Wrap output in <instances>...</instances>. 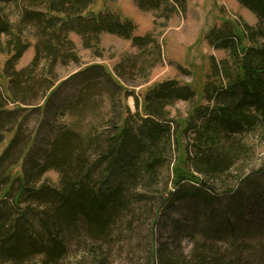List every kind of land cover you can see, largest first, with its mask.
<instances>
[{
	"label": "trees",
	"instance_id": "16d2710c",
	"mask_svg": "<svg viewBox=\"0 0 264 264\" xmlns=\"http://www.w3.org/2000/svg\"><path fill=\"white\" fill-rule=\"evenodd\" d=\"M135 1L140 9H160L167 16L183 6V0ZM239 1L256 15V25H244L243 36L218 30L214 47L227 50L231 61L213 57L215 79L209 78L202 95L208 104L194 106L174 127L166 107L193 99L189 84L158 82L142 105L136 98L131 112L123 102L128 90L103 64L85 66L63 80L54 75L58 63L79 62L71 32L90 47L102 33L130 38L129 23L89 11L94 0H0V55L6 56L1 76L7 80L0 83V264H110L109 254L146 221L157 226L196 198L209 205L218 197L216 185L226 183L243 160L241 136L264 134V0ZM32 41V62L17 69ZM151 42L150 35L133 39L138 47ZM93 76L107 78L113 101L114 88L123 92L108 131L87 137L64 123L52 124L57 111L76 107V98L57 102L65 90L78 80V97L86 96ZM39 110L37 128L26 131L28 111ZM44 130L50 135L44 137ZM173 147L182 151L173 162L171 189L168 180L161 189ZM49 171L59 174L58 185L44 180ZM250 178L244 176L243 183ZM188 182L196 183L190 193ZM255 194L249 206L242 196L223 213L205 211L195 223L208 242L194 238L189 256L154 250L156 264H264V215L259 214L264 191ZM174 234L180 248L182 236L177 229Z\"/></svg>",
	"mask_w": 264,
	"mask_h": 264
},
{
	"label": "rangeland",
	"instance_id": "374dc122",
	"mask_svg": "<svg viewBox=\"0 0 264 264\" xmlns=\"http://www.w3.org/2000/svg\"><path fill=\"white\" fill-rule=\"evenodd\" d=\"M169 1L172 2V0ZM164 7L165 5L161 6L162 9H165ZM89 11L95 13L102 11L116 16L121 23H129L131 37L122 38L115 34L102 33L96 46L86 47L84 37L71 32L69 37L74 41V52L79 62L68 59L64 64L58 63L54 69L56 78L63 80L85 66L103 64L128 90V95L123 102L131 112L136 111V98L142 105L143 96L149 88L163 80L177 79L181 84L191 85L196 94L191 100H178L166 107L169 119L174 120V127L186 120L194 106L208 104L207 99L202 95L209 78L215 79L210 76L213 71V57L220 63L224 60L229 63L231 61L227 50L214 47L213 38L218 34V30L224 32L233 30L235 35L243 36L244 25L255 26L257 23V17L253 11L239 0H183V6L168 16L164 15L160 9H140L135 0H94ZM147 35H150L153 42L142 47L133 44L135 37L143 38ZM34 43L35 41H32V46L19 61L17 69L26 67L32 62L35 52ZM153 53L157 55L153 56ZM5 60L6 56L0 55L2 85L7 84V80L1 76ZM106 79L92 78L89 81L92 86L90 92L83 97H78L82 92V85L78 80L65 92L63 91L64 94L62 93L60 101L57 102L61 103L67 98L73 101L76 98V107L65 113L61 110L57 111L51 123H55L56 126L64 123L87 137L108 131L107 128L110 127L114 116V108L116 110L121 108L123 92L120 87L114 88L116 94L114 106L113 95L110 92L111 86L107 88V85L111 83L109 84ZM78 82L80 86H75ZM43 101L42 96L38 101L39 106ZM42 115L40 110L28 111L23 121L24 129L28 132L35 131ZM49 135L47 131H43L44 137ZM190 137H192L191 132ZM8 138H11V135ZM241 140L245 144L243 160L234 168L232 177L223 183L226 186L216 185L215 193L218 197L211 204H203L196 198L192 201L191 208L188 206L179 213L174 209L170 212V217L167 215L160 218L157 226L153 224L151 227L150 221H146L131 240H124L112 253L109 252L110 264H151V262L156 264L157 254L154 250L158 252L160 249L164 253L177 250L178 253L189 256L195 246L194 238L208 242L206 239L209 237H202L200 228L195 223L198 218L204 219L205 211L223 213L232 204L239 202L242 196L245 204L249 206L251 204L249 197H254L259 189L264 191V134L248 132L241 136ZM183 141H189L187 135H184ZM5 145L6 143L4 147ZM181 151L182 149L173 147L172 165L169 169L163 170L161 189H164L167 180L168 188L171 189L173 162ZM247 174L253 178H250L248 183H243L242 179ZM44 180L52 185H58L59 174L56 171H49L45 174ZM193 184L196 183H187L186 193H190L189 190L194 187ZM230 190L233 191L230 192ZM181 202L177 204L183 207L179 205L182 204ZM259 214L264 215V211H260ZM175 222L178 223L176 229L182 236L180 248L176 245L177 239L174 234L176 229L173 226Z\"/></svg>",
	"mask_w": 264,
	"mask_h": 264
}]
</instances>
